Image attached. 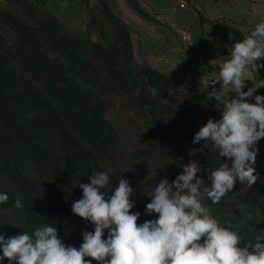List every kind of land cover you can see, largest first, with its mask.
<instances>
[{
    "label": "trees",
    "instance_id": "1",
    "mask_svg": "<svg viewBox=\"0 0 264 264\" xmlns=\"http://www.w3.org/2000/svg\"><path fill=\"white\" fill-rule=\"evenodd\" d=\"M3 1L8 8H0V24L15 38L8 44L0 33V194L8 195V201L0 203V235L7 238L20 232L31 234L45 225L55 226L65 245L79 248L82 232H91L94 226L73 214L71 206L82 198L80 184L88 183L95 173H108L106 163L115 155L119 141L108 113L117 100L131 97L150 133L171 135L182 147L183 134L174 132V124L164 125L159 103L177 101L184 106L194 100L197 91L185 79L172 78L146 63L135 66L128 26L106 0L98 2L114 40L105 47L89 36L64 32L60 20L46 10L48 0ZM129 2L139 17L151 20L136 0ZM198 15L201 26L206 23L226 31L234 43L244 38L234 27ZM260 63L264 64V58ZM253 77L264 80V67ZM219 90L215 88L212 94ZM248 102L255 103L251 99ZM219 103L214 99L212 104ZM196 116L188 114L181 128L195 134L207 122ZM204 144H197L202 149L198 178L208 184L207 169L221 162L230 166L231 161ZM256 146L253 167L257 181L251 186L237 181L234 190L218 204L208 198L203 202L247 244L264 237V138ZM182 165L181 159L172 158L160 180L167 178L171 183L182 173ZM108 175V187L113 189L116 180ZM17 197L20 208L13 207ZM146 204L133 212L140 213L137 223L156 218L145 214ZM103 238H107V231ZM0 262L9 264L7 259Z\"/></svg>",
    "mask_w": 264,
    "mask_h": 264
},
{
    "label": "clouds",
    "instance_id": "2",
    "mask_svg": "<svg viewBox=\"0 0 264 264\" xmlns=\"http://www.w3.org/2000/svg\"><path fill=\"white\" fill-rule=\"evenodd\" d=\"M227 58L219 64L222 101L221 118L207 122L194 134L192 143L204 141L211 145L221 162L207 169V180L198 178L200 166L196 160L182 165V173L169 183L160 180L147 193L150 202L146 215H155L137 223L140 213H132L133 188L126 179H119L109 189V175L98 172L88 183L80 184L82 198L74 201L71 211L89 221L93 231H83L79 248L65 245L55 226H41L31 234L0 235V261L9 264H264V237L254 244L243 243L238 231L224 226L204 205L205 198L218 204L231 193L237 181L251 186L255 175L257 143L264 138V96L256 95L255 103L248 100L264 86L253 74L264 64V21L257 23L250 35L231 45ZM259 61V63H257ZM245 81L253 86L247 91ZM235 93L226 96L225 93ZM201 149L189 152L194 156ZM202 189V190H201ZM109 193H111L109 195ZM8 201L7 193L0 194V203ZM13 207L20 208L19 197ZM107 231V238L105 236ZM85 257L91 259H85Z\"/></svg>",
    "mask_w": 264,
    "mask_h": 264
},
{
    "label": "rangeland",
    "instance_id": "3",
    "mask_svg": "<svg viewBox=\"0 0 264 264\" xmlns=\"http://www.w3.org/2000/svg\"><path fill=\"white\" fill-rule=\"evenodd\" d=\"M106 1L113 13L121 17L128 26L133 43L135 66L146 63V65L166 72L167 75L175 72L172 77L182 75V71H179L180 63L176 65L179 69H175L177 67L167 62L166 59L168 57L178 59L179 50L183 49L181 41L185 33L178 32L175 28L165 24L155 25L152 19L150 21L136 19L129 0ZM74 2L77 3V0L55 1L46 10L50 13H52L51 10L53 11L52 14L60 20L64 32L79 37L89 36V39L104 47L112 44L114 33L101 13L98 0H85V2L83 0L78 6H75ZM4 8H8V4ZM220 8L222 7H217L216 12L220 11ZM213 15L216 13L213 12ZM0 33L4 35L8 44L13 42L12 39L15 36L8 27L0 24ZM175 33H179L181 38L173 44L171 38L175 36ZM145 40L149 42L148 46H151L146 50L142 46ZM184 79L196 88L197 93L194 94V100L184 106L177 104V101L159 103V109L165 115L164 125L174 124L172 125L174 132L183 134L184 145L182 147L177 145L175 138L171 135L150 133L129 96L117 100L115 108L108 113V118L118 133L119 141L115 155L106 163V170L116 180L114 188L120 178L129 181L133 188V195L130 199L135 202L130 210L132 213L137 207H143L144 204L150 202L147 193L160 181L164 166L172 158L178 157L183 164L196 160L199 165L202 149L192 143L194 133L191 130L184 131V127L181 128L188 120V114L197 113V120L221 118L219 109L223 107L222 101H219V105L212 103L214 97L220 95L222 90L214 96L212 92L215 86L210 80H205L199 72H191ZM225 95L229 96L228 92ZM174 97L180 101L178 93H175ZM250 99L255 101L254 97ZM162 117L164 118L163 115ZM193 149H201V151L190 156L189 152Z\"/></svg>",
    "mask_w": 264,
    "mask_h": 264
},
{
    "label": "crops",
    "instance_id": "4",
    "mask_svg": "<svg viewBox=\"0 0 264 264\" xmlns=\"http://www.w3.org/2000/svg\"><path fill=\"white\" fill-rule=\"evenodd\" d=\"M62 0H48L46 8L48 9L53 2ZM143 11L149 15L156 24H165L175 28L178 32L185 33L181 41L183 49L179 50L178 59H166L175 66L180 63L182 75L172 77L175 73H170L168 76L181 80L189 73L199 72L205 80L214 82L219 79V64L223 62L231 50V45L234 44L232 36L226 31L215 29L212 25L204 23L202 26L199 22L200 13L206 20L222 22L228 26H232L239 30L244 36L250 35L257 23L264 21V0H136ZM83 0L74 2L75 6ZM85 2V0H84ZM181 2H185L183 7H180ZM7 3L0 0V8H4ZM217 7L220 11H217ZM131 9V8H130ZM53 13V11L51 10ZM213 12L216 15H213ZM136 19H142L134 13ZM178 14L180 16L178 17ZM143 20V19H142ZM144 21V20H143ZM180 34L175 33L171 38L172 43L179 40ZM143 41V40H142ZM147 40L142 42L144 50L149 49ZM180 46V45H179ZM143 48V47H142ZM166 49V48H165ZM162 49V50H165ZM205 50L204 57L203 51ZM160 50V51H162ZM178 61V62H177ZM179 69L178 66H176ZM161 73L166 72L159 70ZM186 73V74H185ZM167 75V74H166ZM254 78V77H253ZM215 88H220L219 83H216ZM253 86L252 81H245L247 91ZM220 90H222L220 88ZM230 92H228L229 95ZM264 96V86L260 87L253 93Z\"/></svg>",
    "mask_w": 264,
    "mask_h": 264
},
{
    "label": "built area",
    "instance_id": "5",
    "mask_svg": "<svg viewBox=\"0 0 264 264\" xmlns=\"http://www.w3.org/2000/svg\"><path fill=\"white\" fill-rule=\"evenodd\" d=\"M185 5V2H181L180 7H183Z\"/></svg>",
    "mask_w": 264,
    "mask_h": 264
}]
</instances>
